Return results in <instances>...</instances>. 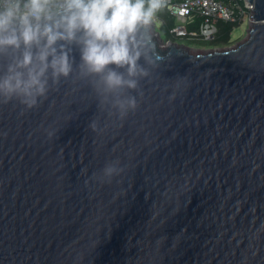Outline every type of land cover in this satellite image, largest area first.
I'll use <instances>...</instances> for the list:
<instances>
[{"label":"water","instance_id":"water-1","mask_svg":"<svg viewBox=\"0 0 264 264\" xmlns=\"http://www.w3.org/2000/svg\"><path fill=\"white\" fill-rule=\"evenodd\" d=\"M248 1L227 51L161 49L148 28L124 116L75 45L36 106L0 100V264H264V0Z\"/></svg>","mask_w":264,"mask_h":264},{"label":"clouds","instance_id":"clouds-1","mask_svg":"<svg viewBox=\"0 0 264 264\" xmlns=\"http://www.w3.org/2000/svg\"><path fill=\"white\" fill-rule=\"evenodd\" d=\"M167 0H0V100L27 108L46 98L48 73L58 83L73 71L70 45L79 47L83 74L99 78L121 116L135 109L146 32ZM114 65L115 68L110 67ZM123 69V71H120ZM115 166L105 173L111 175Z\"/></svg>","mask_w":264,"mask_h":264},{"label":"built area","instance_id":"built-area-1","mask_svg":"<svg viewBox=\"0 0 264 264\" xmlns=\"http://www.w3.org/2000/svg\"><path fill=\"white\" fill-rule=\"evenodd\" d=\"M163 9L174 21L166 40L167 44H173V40L211 42L219 33L220 23L250 27L255 5L248 0H167ZM153 23L160 30L165 24L159 12ZM192 25L198 28L189 30Z\"/></svg>","mask_w":264,"mask_h":264},{"label":"rangeland","instance_id":"rangeland-1","mask_svg":"<svg viewBox=\"0 0 264 264\" xmlns=\"http://www.w3.org/2000/svg\"><path fill=\"white\" fill-rule=\"evenodd\" d=\"M152 30L153 36H158L157 41L160 43V46H162V49H165L167 47L166 43V36L164 33L157 28L154 23L149 27ZM248 30L249 27L240 26L236 27L234 31L232 32L229 40L225 43H222L220 45H217L215 43V40L209 41H202V40H194L192 41H186L185 40H177L178 44H183L185 48H187L191 54L198 55V54H204L207 52H213V51H227L232 48H235L240 43L244 42L248 38ZM162 41H161V40ZM174 43V41H172Z\"/></svg>","mask_w":264,"mask_h":264},{"label":"trees","instance_id":"trees-1","mask_svg":"<svg viewBox=\"0 0 264 264\" xmlns=\"http://www.w3.org/2000/svg\"><path fill=\"white\" fill-rule=\"evenodd\" d=\"M159 15L161 18L165 21V24L161 27V31L164 33L167 39L170 38L169 36V30L174 26V21L169 18L168 13L165 11V9H161L159 11ZM238 27V24H227V23H220L219 24V33L216 37L215 43L217 45H220L222 43H225L229 40L232 32L234 29ZM197 25H192L189 27V30L197 29ZM177 41V40H173Z\"/></svg>","mask_w":264,"mask_h":264},{"label":"bare ground","instance_id":"bare-ground-1","mask_svg":"<svg viewBox=\"0 0 264 264\" xmlns=\"http://www.w3.org/2000/svg\"><path fill=\"white\" fill-rule=\"evenodd\" d=\"M158 45H159V47L162 49V46H160V43H159V42H158ZM168 46H169V44L167 45V47H168ZM167 47H166V48H167ZM166 48H165V49H166Z\"/></svg>","mask_w":264,"mask_h":264},{"label":"flooded vegetation","instance_id":"flooded-vegetation-1","mask_svg":"<svg viewBox=\"0 0 264 264\" xmlns=\"http://www.w3.org/2000/svg\"><path fill=\"white\" fill-rule=\"evenodd\" d=\"M186 42V41H185ZM174 43H177L178 44V42H176V41H174ZM179 45H183V44H179ZM184 46V45H183ZM185 47V46H184Z\"/></svg>","mask_w":264,"mask_h":264}]
</instances>
